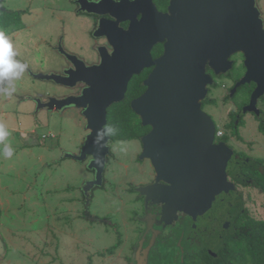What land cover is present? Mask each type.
Instances as JSON below:
<instances>
[{"label": "water", "instance_id": "water-1", "mask_svg": "<svg viewBox=\"0 0 264 264\" xmlns=\"http://www.w3.org/2000/svg\"><path fill=\"white\" fill-rule=\"evenodd\" d=\"M104 1L111 2L100 0L81 9L103 14ZM140 11L141 17L130 18L127 29L116 20L99 19L93 36L104 35L111 49L97 45V62L86 64L59 43L56 50L65 65L69 63L62 73L29 71L34 78L68 88L78 86L79 91L28 98L35 112L72 109L84 119L87 132L78 152L60 148L57 160H87L85 166L93 170V177L82 186L86 213L92 188L103 184L110 153L108 136L94 143L97 130L106 124L107 108L124 98L132 75L153 65L143 81L145 90L130 101L141 124L150 127L139 139V159H148L154 169L151 183L135 186L144 197L145 233L132 257L136 264H145L158 231L153 225H168L179 212L195 218L211 208L216 195L234 189L226 170L233 150L223 141L214 142L216 125L201 108L207 85L212 83L206 66L214 74L225 73L233 65L230 56L240 53L246 70L231 94L243 84L254 83L242 113L257 115L256 103L264 94V20L257 0H171L170 14L159 13L151 3ZM157 42L164 43L163 53L152 59L151 48ZM151 204L159 205L157 214L148 211ZM148 230L152 236L142 248Z\"/></svg>", "mask_w": 264, "mask_h": 264}, {"label": "rangeland", "instance_id": "rangeland-1", "mask_svg": "<svg viewBox=\"0 0 264 264\" xmlns=\"http://www.w3.org/2000/svg\"><path fill=\"white\" fill-rule=\"evenodd\" d=\"M1 2L9 10L23 11V28L0 30L11 37L16 58L27 67L13 81L15 91L10 97L0 91V112H4L0 123L9 131L4 143L14 149L13 156L5 158L0 143V264H125V258L136 248L138 229L143 227L136 220L142 209L131 187L147 184L151 178L148 161L136 160L142 147L137 139L108 143L112 155L105 166V188L92 189L88 219L84 217L82 190L85 180L92 178V171L85 166L87 161L57 160L60 148L78 152L87 132L84 119L72 109L61 114L45 109L35 112L34 102L28 98L52 92L51 83L34 78L29 71L47 72L58 66L63 60L56 50L59 43L68 52L90 58L93 41L87 33L88 21L73 13L67 0ZM257 3L264 17V0ZM236 58L239 63L241 57ZM3 86L0 84V88ZM210 90L209 96L215 101L204 109L224 131L228 112L235 110L241 98L236 102L226 100L228 85ZM260 108L264 110V103ZM241 125L240 138L232 136L231 141L249 156L260 157L264 164V135L257 131L259 121L247 113ZM243 191L245 195L247 189ZM225 200L234 204L239 201L251 216L264 219V194L252 191L250 197L226 196ZM214 204L212 217L236 209L225 202ZM211 222L214 220L200 224L208 227ZM119 234L121 244L107 253L105 250L117 243ZM201 241L214 249L221 245L214 233L207 232ZM157 255L154 264L164 256Z\"/></svg>", "mask_w": 264, "mask_h": 264}, {"label": "flooded vegetation", "instance_id": "flooded-vegetation-1", "mask_svg": "<svg viewBox=\"0 0 264 264\" xmlns=\"http://www.w3.org/2000/svg\"><path fill=\"white\" fill-rule=\"evenodd\" d=\"M67 1L71 5L73 13L78 18L82 19L83 21L84 20L88 21V24H89V29L87 33L90 37V40L93 41L92 52L90 54V58H86V57L83 58L80 55H77L78 57L83 59L86 64H92L98 61V53L96 51L97 45H103L107 50L111 49L104 35L103 37L93 36L94 28L100 18L103 17L104 20H111V21L116 20L119 27H121L122 29H127L130 23V20H131L130 18H132L133 16L140 18L142 15L140 11L141 8H144V6L147 5L148 3L149 4L151 3L155 7V9L159 13H162V14H166V13L170 14L169 6L171 4V0H110L111 2H107V1L103 2V6L101 8L103 10V14L97 15V14H93L91 12L82 10L81 6L84 4V6L86 7V4L88 5V3H96L100 0H67ZM201 2H203V0H199V3ZM103 28H105L104 25H103ZM163 45H164L163 42H157L152 46L151 48L152 59H156L163 53ZM156 46L160 47V51L157 54H153V49L156 48ZM236 55H238V57H241V59H239L240 60L239 63H237ZM62 59L63 60L60 61L58 66H56L55 68H51L47 72L62 73V69L65 66L69 65V63L65 65L66 61L64 60V58ZM229 59L233 60V65L231 69L227 70L225 73H222V74H214V72L208 66H206V73H208L212 79V83L207 85L206 97L211 98L209 96L211 87L215 89L220 84L223 87H226L228 85V93H227V95L229 96L228 101L234 102V93L231 94L232 88L234 87L236 82L243 76L246 69L243 65V68L240 71V73L238 71L235 72L234 70L233 73L231 74V71L234 67V63L236 66L237 65L240 66L241 64H243V56L240 53H238V54H234L230 56ZM152 69H153V65H150L149 67L143 68L139 73L133 74L132 77L134 75H138L146 71V76L141 81V84L144 86L143 81L148 76V74L152 71ZM43 81H47L51 83V88H53L52 92L47 91L45 94H39L43 99L46 97L52 96V95L60 96L63 94L75 93L79 91L80 89V87L78 86L74 88H68V87L58 85L55 82L50 81V80H43ZM247 85H248V90L246 89V96L244 97L245 100L242 99L243 101L241 102V104L239 106L237 105L234 110L235 111L234 112L235 126L239 124V126H236L235 128L236 131L234 132L232 129L225 127L224 131H222L221 133V136L217 138V136L215 135V139H214V142H217V141L225 142V144L233 150L231 158L228 161L226 170H227L228 178L234 184V189L230 190L228 193L221 192L218 195H216L211 208L207 210L205 213L197 215L195 218H192L185 213L179 212L177 214V217L173 219V221L170 224L164 225V226H163V223L160 225H153V227L157 229L158 231L155 234L154 242L148 251L147 263L145 264H154L153 259L157 254H158L157 258L162 257L164 255L163 259L159 258L161 260V261L158 260L159 263H157L156 261L157 264H162L163 262L166 264H185L186 256L189 257L190 254H196L200 252H204L206 254L204 259L207 264H217L218 260H220L221 258V253L224 252L226 249V245L230 243L233 238L236 237L237 232H241L242 226L236 224V219L239 217L237 209H235L233 213H231L227 209L226 211H223L222 213H220L219 214L220 216L218 215L217 217L216 216L212 217V214H210V210L212 209L213 205H215L214 203L219 202L222 204L225 202L227 206L233 205L236 208V204L230 202L229 200L228 201L225 200L226 196H228V198L229 197H237V198L239 197V199L240 198L242 199L243 196L250 197L252 191L258 192L260 194H264V190L259 184L260 182L262 183V185L264 184V164H263L262 159L260 157L249 156L244 150L236 148L234 145V142L231 141L232 136H234V139L240 138L239 131L243 128L241 127L242 126L241 123H242L244 116L247 113H249L251 116L256 118L259 121V124L261 121H264V110L260 108V105L264 103V94L260 96L257 100L256 106L259 109V113L257 115L253 112L242 113V108L249 103L251 93L253 89L255 88L254 83H249ZM243 91L245 92V90ZM206 97L202 100L201 108L212 118V115L209 114L204 109L205 105H211V103H208V102L203 103ZM231 111H229L227 114L228 122L226 124H228L231 120V117L229 115ZM218 128L219 126L216 125V129ZM257 131L259 134L264 135V133L260 130V128L257 129ZM137 141L139 142L141 146L140 140L137 139ZM139 154L140 153L137 154L136 160L145 161V159L144 160L139 159ZM110 155H112L111 149H110L109 155L107 156V160ZM146 161H148L149 163L150 172H151V178L148 182H146L147 184H149L153 181L154 169L150 161L148 159H146ZM242 166L246 168L242 169L241 168ZM91 171H92V177H93V170ZM240 181H243L245 185H242ZM104 183H105V177H103V184L100 186V187H103V189L105 188ZM131 188L135 190L134 186ZM243 189H247V192L245 195H244ZM251 189L253 190L251 191ZM135 193H136V196L138 197V201L142 209V214L136 216V220H138L139 223L143 224V227L136 228V229L139 228L138 235H137V242H136L137 244L138 241L143 237L145 233V224L142 221V217L144 215V197L140 196L136 190H135ZM243 205L241 208L242 211L245 209ZM148 211L152 214H157L160 211V207L159 205L151 204L148 206ZM84 217L88 219L91 218L88 211L86 213L84 212ZM211 219L214 220V222L213 224L211 222L210 226L208 227H205L202 224H200V222L204 220L212 221ZM207 232H208V235L212 233L216 234L218 237V240L221 241V245L217 247L216 249L210 247V245L207 243L204 244L201 241V238ZM151 236H152V231L148 230V232L144 236L142 248H145L149 244ZM159 249L160 251H158ZM204 253H202V255ZM125 260H126L125 264H136L135 260L132 259L131 255L126 257Z\"/></svg>", "mask_w": 264, "mask_h": 264}, {"label": "trees", "instance_id": "trees-1", "mask_svg": "<svg viewBox=\"0 0 264 264\" xmlns=\"http://www.w3.org/2000/svg\"><path fill=\"white\" fill-rule=\"evenodd\" d=\"M22 14V10H9L5 8L1 2L0 28L7 31L10 30L9 32L20 30L24 25ZM159 51L160 47L156 46V48L153 49V54H157ZM242 68L243 64L236 66L234 63L231 74L234 70L235 72L238 71L240 73ZM145 76L146 71L138 75H134L128 82L124 98L119 102L111 104L107 108L105 126H113L117 129L115 135L108 136L109 142L116 140L140 139L141 136L145 135L149 131L150 127L148 125H142L140 118L130 107V101L145 89V86L141 84V81ZM246 89L248 90V85L243 84L237 87L234 92L235 102L239 97L241 98L238 106L243 100H245L244 97L246 96ZM243 90H245V92ZM225 99L229 100V96L226 95ZM214 101L215 99L206 97L203 103L208 102L213 104ZM234 112L235 111H231L229 113L231 120L225 126L235 132V128L236 126H239V124L235 126ZM259 128L264 133V121L260 122ZM217 138H219V136H217ZM241 168L243 169L246 167L242 166ZM240 183L245 185L243 181H240ZM259 184L264 190V184L262 185L261 182ZM242 205L243 204L239 201L236 203V209L239 214V217L236 219V224L242 226L241 232H237L236 237L226 245V249L221 253V258L218 260L217 264H264V219H258L251 216L246 208L242 211ZM120 244L121 238L119 234L117 243L107 248L105 251L111 254ZM104 252L99 253L102 254ZM202 253L204 252L190 254L189 257L186 256L185 264H207L204 259L206 254L204 253L202 255Z\"/></svg>", "mask_w": 264, "mask_h": 264}, {"label": "clouds", "instance_id": "clouds-1", "mask_svg": "<svg viewBox=\"0 0 264 264\" xmlns=\"http://www.w3.org/2000/svg\"><path fill=\"white\" fill-rule=\"evenodd\" d=\"M17 55L11 37L5 31L0 30V84L4 85L0 88V91L9 97L15 91L13 81L18 80L27 67L24 62L16 58ZM116 132L115 127L104 126L102 129L97 130L94 143L100 144L105 136H113ZM8 136L9 131L6 126L0 123V143L3 144L2 155L5 158H11L14 152V149L8 143H4Z\"/></svg>", "mask_w": 264, "mask_h": 264}, {"label": "built area", "instance_id": "built-area-1", "mask_svg": "<svg viewBox=\"0 0 264 264\" xmlns=\"http://www.w3.org/2000/svg\"><path fill=\"white\" fill-rule=\"evenodd\" d=\"M222 130H220L219 128L216 129L215 135L216 136H221Z\"/></svg>", "mask_w": 264, "mask_h": 264}, {"label": "crops", "instance_id": "crops-1", "mask_svg": "<svg viewBox=\"0 0 264 264\" xmlns=\"http://www.w3.org/2000/svg\"><path fill=\"white\" fill-rule=\"evenodd\" d=\"M1 113L3 114L4 112H0V114H1Z\"/></svg>", "mask_w": 264, "mask_h": 264}]
</instances>
